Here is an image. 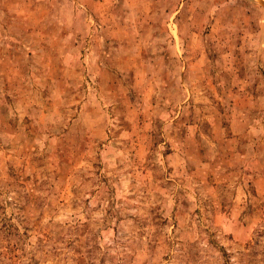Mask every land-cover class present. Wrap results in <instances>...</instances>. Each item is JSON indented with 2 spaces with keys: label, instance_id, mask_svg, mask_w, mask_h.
Listing matches in <instances>:
<instances>
[{
  "label": "rangeland",
  "instance_id": "374dc122",
  "mask_svg": "<svg viewBox=\"0 0 264 264\" xmlns=\"http://www.w3.org/2000/svg\"><path fill=\"white\" fill-rule=\"evenodd\" d=\"M0 264H264V0H0Z\"/></svg>",
  "mask_w": 264,
  "mask_h": 264
}]
</instances>
